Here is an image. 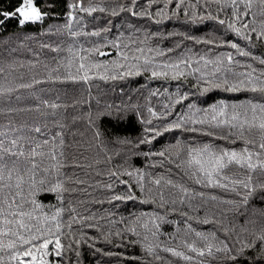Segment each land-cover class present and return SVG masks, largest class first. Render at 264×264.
I'll return each instance as SVG.
<instances>
[{
	"label": "snow or ice",
	"instance_id": "snow-or-ice-1",
	"mask_svg": "<svg viewBox=\"0 0 264 264\" xmlns=\"http://www.w3.org/2000/svg\"><path fill=\"white\" fill-rule=\"evenodd\" d=\"M10 22L55 39L3 41L0 264H264V0H14Z\"/></svg>",
	"mask_w": 264,
	"mask_h": 264
},
{
	"label": "trees",
	"instance_id": "trees-1",
	"mask_svg": "<svg viewBox=\"0 0 264 264\" xmlns=\"http://www.w3.org/2000/svg\"><path fill=\"white\" fill-rule=\"evenodd\" d=\"M14 3V0H0V7H10V4ZM49 21H45L44 26H47V23ZM40 31V25H28L26 26L23 30L16 28L14 26V23L10 22L7 26V28L5 30H0V60H3L6 56H7V52L5 51V45L3 44V41L5 38L11 36L12 37V45L13 47L16 46L15 41L17 39V37H19L20 39L23 38V33H28V34H32L36 36V40H49V39H55L54 37H41L38 35ZM26 44L28 45V47L33 48V49H37L38 45L33 42V41H26ZM13 56L20 58V59H30L32 58L31 53H29L26 49L24 50H20L16 53L12 54ZM44 55H51L50 53H47L45 50ZM43 58V56H42ZM137 81H139L140 83H143V78L139 77L136 78ZM162 82L160 81H155L153 82L152 86L153 87H158L160 86ZM93 94H96V89L93 88ZM48 98H54L55 94H46ZM107 98L111 99V95H109ZM66 97H62V100H66ZM155 102V101H154ZM71 111V109L69 110ZM0 122H3V117H0ZM163 141H161L160 143H162ZM157 147H159V144H157ZM137 163L139 164L140 162L137 161ZM97 179H100L99 177H97ZM76 195H80V194H76ZM42 199L44 200L45 203H47L49 200L52 199L51 196L48 197H42ZM93 208V210H102L100 205H92L91 206ZM104 207H107V205H105ZM129 208L131 207V205L128 206ZM166 231H170L171 228L170 226H166ZM84 264H92V257L88 254L87 250H85V256H84Z\"/></svg>",
	"mask_w": 264,
	"mask_h": 264
}]
</instances>
